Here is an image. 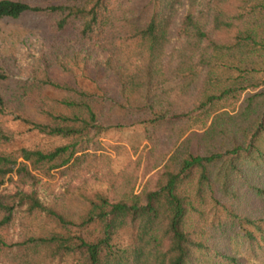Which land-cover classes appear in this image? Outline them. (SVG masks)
Returning a JSON list of instances; mask_svg holds the SVG:
<instances>
[{
	"label": "trees",
	"instance_id": "trees-1",
	"mask_svg": "<svg viewBox=\"0 0 264 264\" xmlns=\"http://www.w3.org/2000/svg\"><path fill=\"white\" fill-rule=\"evenodd\" d=\"M144 1L0 0V22L46 26L32 76L0 92V264H264V68L246 64L264 56V0ZM102 104L147 113L154 148L173 141L160 165L116 164L127 146L106 138L131 125Z\"/></svg>",
	"mask_w": 264,
	"mask_h": 264
},
{
	"label": "rangeland",
	"instance_id": "rangeland-1",
	"mask_svg": "<svg viewBox=\"0 0 264 264\" xmlns=\"http://www.w3.org/2000/svg\"><path fill=\"white\" fill-rule=\"evenodd\" d=\"M145 2L146 0L144 3ZM147 13H149V11H147ZM45 33V23L33 13H29L20 18L7 17L1 20L0 69H5L10 75L8 81L3 83L0 82L1 93L7 95L18 86L19 82L32 76L34 70L33 67L38 63ZM231 60L232 58L225 57L220 61L229 63ZM246 64L250 67L264 68V56L256 55L250 58ZM228 70L229 69L221 70V74L224 78L228 76ZM52 74L63 81L72 80L69 75L62 74L57 70H53ZM126 78L127 75L124 72L111 75L106 81L108 95L115 99H120L119 85L120 82L125 81ZM262 78L264 79V76H262ZM45 93L46 92H44L42 96L33 95L34 98L32 96L33 101H31L26 108V113L28 115L35 118H42V116L38 114L34 105L39 103V100L42 101V97ZM50 95L54 97L56 96L55 94ZM144 95H146V89L136 91L131 95L132 103L135 106H143L146 103ZM98 109L101 115V120L104 123H122L131 125V128L126 132L120 134L111 133L106 138L109 142L119 140L127 146L128 150L124 152L125 154L121 157L115 158V162L118 166H122L129 158L136 157L137 154L150 153L153 156V163L158 162L159 164L163 161V155L171 148L173 141H166L163 153H159V151L154 148L152 143L147 140L145 130L141 125H138L142 119L147 117L145 111H126L118 107L110 109L103 106V104L99 105ZM30 135L26 133L25 137H30ZM31 139H34L37 143L43 145L53 144V141L50 139H41L40 137H38V139L31 137ZM82 205L83 201L80 198L72 199L69 209L70 214L77 216Z\"/></svg>",
	"mask_w": 264,
	"mask_h": 264
}]
</instances>
